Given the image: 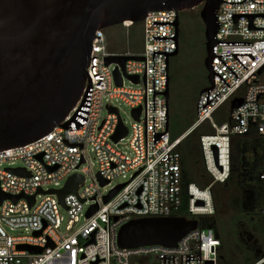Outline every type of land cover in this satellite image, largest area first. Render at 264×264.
<instances>
[{
	"label": "built area",
	"instance_id": "2783aa9c",
	"mask_svg": "<svg viewBox=\"0 0 264 264\" xmlns=\"http://www.w3.org/2000/svg\"><path fill=\"white\" fill-rule=\"evenodd\" d=\"M254 3L246 0L240 5L220 4L215 35L218 43L251 45L216 46L214 55L223 56L220 60L239 79L214 57L213 72L229 88L214 75V88L209 91L207 102L218 95L203 109L207 92L200 94L193 125L174 140L168 128L165 133L164 95L154 96L153 112L152 78L154 92L164 93L165 56L154 55L153 71L152 52L173 53L174 41H152V37L173 38L175 28L152 26V22H174L178 13L174 10L147 13L142 21L143 47L137 54L109 53L102 30L95 32L99 39L92 42L86 70L92 90L85 124L77 130L55 127L25 146L0 151V193L11 197L34 196L32 206L24 198L0 202V264H218L220 241L212 228L201 227L199 222L173 248L124 249L118 245V232L129 221L141 218L181 217V212L191 217L213 215L211 186L200 189L193 183L186 185L182 175V141L203 123L209 122L213 129V133L200 137L204 166L213 184H223L229 178L231 136L253 132L264 138V4ZM236 54H250L254 58L252 61L248 56H236L247 70L233 56H224ZM110 57L127 60L123 66L117 61L106 64ZM126 81L128 86L124 85ZM87 82L88 78L82 96L63 123L78 108ZM237 99L242 103L230 110L229 121L214 123L215 111ZM114 102L129 107L130 131ZM103 107L106 116L101 120ZM137 109L139 116L135 118L133 112ZM153 116L154 133H165L154 145ZM119 123L127 133L114 142L112 137ZM124 141H127L125 150L118 149L116 146ZM16 162L21 166L15 167ZM12 171H23L25 175ZM73 175H80L83 180L77 193L65 196L61 204L57 195L48 192L63 189ZM118 178L125 182L112 185ZM99 179L107 184L101 186ZM258 180L264 184V169ZM119 185L123 187L104 203V197ZM95 205L96 212L87 217L88 210ZM61 209L66 217L61 215ZM18 230L25 234H11ZM262 263L264 255L256 264Z\"/></svg>",
	"mask_w": 264,
	"mask_h": 264
},
{
	"label": "water",
	"instance_id": "95a60500",
	"mask_svg": "<svg viewBox=\"0 0 264 264\" xmlns=\"http://www.w3.org/2000/svg\"><path fill=\"white\" fill-rule=\"evenodd\" d=\"M245 1L226 3L222 0H0V151L25 146L42 138L55 127L64 130L80 129L87 120L91 100L92 84L86 70L90 62L92 42L97 38L94 36L95 32L124 22L140 23L149 12L174 10L179 13L202 5L200 18L204 24L205 38L203 65L208 82V87L201 92V94L207 92L206 103L202 105L204 109L218 95L207 102L208 93L214 88V75L229 88L225 81L213 72L214 57L239 79L220 60L223 56L214 55L216 46L251 45L218 43L219 41L215 39L219 28L217 10L221 3L240 5ZM166 25L174 26L173 38L152 37V41L173 40L175 48L173 53L152 52L153 71L154 55L165 56L164 93L154 92L152 76L153 112L154 96H165V133L169 127V61L179 50V16L175 15L174 22H152V26ZM224 56H233L245 70L247 69L236 56H248L254 60L250 54ZM126 60L110 57L106 59V64L117 61L123 66ZM86 76L88 82L83 98L71 118L63 123L85 90ZM118 81L120 82L119 78ZM241 103L239 99L233 100L230 103V110L238 108ZM139 111L137 109L133 112L135 118H138ZM126 133V128L119 123L112 137L113 141L122 139ZM165 133H154L153 116V145ZM12 172L19 176L25 175L23 171ZM82 180L80 175H73L63 189L50 190L48 193L57 195L62 204L65 196L77 193ZM106 184L100 180L101 186ZM122 187L123 185L117 186L105 196L104 203ZM20 198L28 200L30 206L34 202V196L11 197L0 193V202L4 199L16 202ZM96 210V205L91 207L86 216H91ZM197 227V220L184 217L136 219L120 228L118 245L124 249L146 246L173 248ZM28 250L35 251L29 248ZM36 252L40 253L41 250Z\"/></svg>",
	"mask_w": 264,
	"mask_h": 264
},
{
	"label": "trees",
	"instance_id": "16d2710c",
	"mask_svg": "<svg viewBox=\"0 0 264 264\" xmlns=\"http://www.w3.org/2000/svg\"><path fill=\"white\" fill-rule=\"evenodd\" d=\"M202 5L178 13L179 50L169 61V133L174 140L186 133L196 119V107L201 92L208 87L205 57L204 24L200 18ZM109 53L137 54L143 47V24L116 25L102 30ZM230 106H220L212 119L217 125L229 121ZM213 133L205 122L182 141V175L187 184L200 189L211 186L214 213L210 216L191 217L185 212L179 215L197 220L201 227L212 228L220 241L218 264H256L264 255V184L258 175L264 169V138L255 133L230 138V175L223 183H212L207 173L200 148V137ZM256 155L257 160L249 168V176L258 185L254 207L244 210L243 188L245 156ZM259 250V251H258ZM264 264V263H262Z\"/></svg>",
	"mask_w": 264,
	"mask_h": 264
},
{
	"label": "rangeland",
	"instance_id": "374dc122",
	"mask_svg": "<svg viewBox=\"0 0 264 264\" xmlns=\"http://www.w3.org/2000/svg\"><path fill=\"white\" fill-rule=\"evenodd\" d=\"M124 85L128 86V82L126 81L124 83ZM115 106H118L119 109V115L121 117V120L124 124V126L130 131L131 129V124H132V120H131V112L128 106H126L125 104H122L121 102H114ZM106 116V111L105 108L103 107V109L101 110V120H103ZM127 145V141H124V143H120L118 144L116 147L118 149H123L125 150V146ZM257 160L256 155L252 154V153H247L245 156V163L247 164L245 167V175H244V188H243V209L244 210H251L254 207L255 202H257V200H255L256 195L258 193V185L257 182L251 178L248 174L249 172V168L253 166V164L255 163V161ZM21 164L19 162L15 163V167H20ZM94 172L96 171V169L93 170ZM125 182V180L118 178L116 180L113 181L112 185H118ZM60 213L63 217H66L65 211L63 209L60 210ZM11 234L13 235H23L25 234V232L23 230H18L16 232H11ZM259 251V250H258Z\"/></svg>",
	"mask_w": 264,
	"mask_h": 264
}]
</instances>
